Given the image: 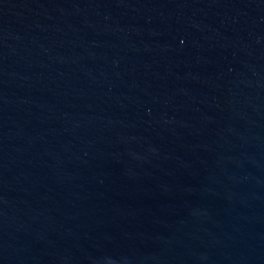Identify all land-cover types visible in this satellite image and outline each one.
<instances>
[{"label": "water", "instance_id": "1", "mask_svg": "<svg viewBox=\"0 0 264 264\" xmlns=\"http://www.w3.org/2000/svg\"><path fill=\"white\" fill-rule=\"evenodd\" d=\"M0 264H264V0H0Z\"/></svg>", "mask_w": 264, "mask_h": 264}]
</instances>
